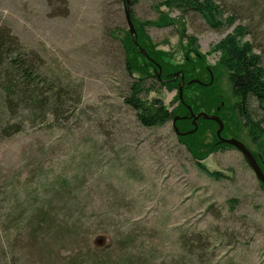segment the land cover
<instances>
[{"label": "rangeland", "instance_id": "obj_1", "mask_svg": "<svg viewBox=\"0 0 264 264\" xmlns=\"http://www.w3.org/2000/svg\"><path fill=\"white\" fill-rule=\"evenodd\" d=\"M161 1L129 0L131 13L155 20ZM215 1L213 26L163 7L173 26L145 32L167 61L207 67L218 108L231 107L218 47L249 43L264 67V0ZM3 28L40 55L48 78L78 86L81 102L59 119L5 115L25 121L0 135V264H264V189L242 154L226 145L196 160L173 121L144 127L125 103L135 79L120 41L129 31L123 0H0ZM147 82L149 100L170 112L180 106L175 86ZM185 95L192 103L202 92ZM250 111L262 118L255 101Z\"/></svg>", "mask_w": 264, "mask_h": 264}, {"label": "trees", "instance_id": "obj_2", "mask_svg": "<svg viewBox=\"0 0 264 264\" xmlns=\"http://www.w3.org/2000/svg\"><path fill=\"white\" fill-rule=\"evenodd\" d=\"M137 2V1H136ZM130 5L135 4L129 2ZM124 4V1H123ZM216 4V5H215ZM166 7L170 11H178L181 16L188 13H198L213 26L216 12H221V7L215 0H164L156 4L155 10L158 18L150 21H141L131 13V18L137 33V41L141 48L145 49L152 62L142 55L136 47L130 31L120 36V41L126 56V70L135 79L131 85L129 96L125 97V103L137 112L139 123L147 128L164 126L174 121L177 116L189 115L188 106H196L197 109L206 111L215 110L214 114L224 123L223 136L235 138L242 142V136L253 147L249 148L264 173V67L260 55L253 53L251 44L240 46L234 39L222 43L218 47L221 54V65L228 73V80L231 87L232 97L236 100L231 107H220V99L215 93L214 84L205 81L204 75L210 74L208 68H202V64L185 65L167 61L162 51L157 50L150 37L146 34V28H166L173 26L174 22L169 19V14L162 11ZM182 40L187 41L193 52H196V39L186 34L183 27L181 32ZM197 54V53H195ZM157 65L162 69L161 81L158 79ZM45 64L38 53L27 49L13 35L10 29H0V135L11 137L13 134L23 130V121L41 120L44 121L48 115L57 119L64 118L72 112L73 107L81 102V89L72 84L63 85L60 79H50L45 73ZM183 73L186 81L185 91L199 89L202 92L191 103L187 96L185 104L180 101V106L170 112L164 103L159 99L149 100V92L154 88H147V81L154 80L155 84L172 89V86L179 89L182 77L175 79V74ZM199 80L202 84L192 83ZM255 101L262 111V118L257 122L253 119L250 111V103ZM74 104V105H73ZM192 104V105H190ZM75 108V107H74ZM5 115L13 120L25 117L22 122L10 124L5 122ZM190 119L177 121L176 127L182 133L192 129ZM217 124L212 121L199 120L198 131L191 136L183 137L187 149L193 154L196 160H201L203 150H218L221 144L216 135L211 143L206 144L207 133L213 135ZM217 131V130H216ZM188 139V142H186ZM264 189V185L261 184Z\"/></svg>", "mask_w": 264, "mask_h": 264}, {"label": "water", "instance_id": "obj_3", "mask_svg": "<svg viewBox=\"0 0 264 264\" xmlns=\"http://www.w3.org/2000/svg\"><path fill=\"white\" fill-rule=\"evenodd\" d=\"M124 1V9H125V17H126V23H127V26L129 28V31H130V34L134 40V43L136 45V47L141 51L142 55H144L147 59H149L151 62V58L149 57L147 51L143 48H141L138 44V41H137V33H136V30H135V27H134V24H133V21H132V18H131V13H130V10L128 8V3L127 1L128 0H123ZM153 63V62H152ZM159 71H158V79L163 81L161 79V75H162V69L160 68L159 65H157ZM181 76L182 77V82L180 84V87H179V99L181 101V103H185L184 102V99H183V89H184V86L186 85V81H185V78L183 76V73H177L175 74V79L173 80H170V82H174L176 81V79ZM164 82V81H163ZM192 83H196V84H200L201 82L199 80H195V81H192L190 82L189 84H192ZM202 84V83H201ZM188 107V111H189V117L192 119V124L194 125L195 129L193 131H189L187 133H180L178 129H175L177 135L179 136H188V135H192L194 133H196L198 127H197V122L200 120V119H203L205 121H212V122H215L218 126V129L216 131V136L218 137L219 139V142L221 144H225V145H229L231 147H233L235 150H237L239 153L242 154V156L244 157L245 161L247 162L248 166L252 169V171L254 172L257 180L259 181V183L263 184L264 185V173L261 169V167L259 166L258 162L256 161L254 155L252 154V152L239 140L235 139V138H224L222 136V133L224 131V123L223 121L216 115H208L207 113L205 112H201V113H198L197 115H195V113L193 112V109L192 107L190 106H187ZM188 117H184V118H180V117H176L173 121V125L174 127H176V122L178 120H185L187 119Z\"/></svg>", "mask_w": 264, "mask_h": 264}]
</instances>
